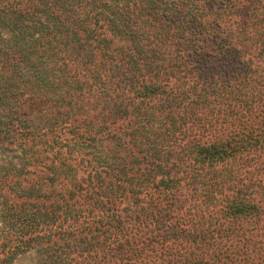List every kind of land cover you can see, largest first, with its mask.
<instances>
[{"label":"trees","instance_id":"obj_1","mask_svg":"<svg viewBox=\"0 0 264 264\" xmlns=\"http://www.w3.org/2000/svg\"><path fill=\"white\" fill-rule=\"evenodd\" d=\"M264 264V0H0V264Z\"/></svg>","mask_w":264,"mask_h":264},{"label":"rangeland","instance_id":"obj_2","mask_svg":"<svg viewBox=\"0 0 264 264\" xmlns=\"http://www.w3.org/2000/svg\"><path fill=\"white\" fill-rule=\"evenodd\" d=\"M33 259L32 253H27L19 256L16 260V264H25L31 262Z\"/></svg>","mask_w":264,"mask_h":264}]
</instances>
